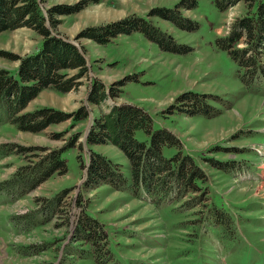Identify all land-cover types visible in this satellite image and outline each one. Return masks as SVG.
Masks as SVG:
<instances>
[{"label": "rangeland", "instance_id": "rangeland-1", "mask_svg": "<svg viewBox=\"0 0 264 264\" xmlns=\"http://www.w3.org/2000/svg\"><path fill=\"white\" fill-rule=\"evenodd\" d=\"M82 1L43 0L41 4L47 12L54 4ZM180 1L89 0L81 11L59 17L61 22L53 32L84 50L88 72L70 92L44 89L23 112L43 106L71 112L85 105L89 116L76 125L69 119L35 133L18 129L0 110V264H264V75L247 82L236 61L219 44L236 18L248 12V6L240 1L221 10L215 0H197L194 8L178 7L182 15L193 20V29L152 15L155 7L174 8ZM136 15L149 18L191 50L163 51L139 31L121 34L105 44L78 37L86 27ZM42 42L43 37L28 27L1 32L0 51L4 54L0 68L17 75L20 59L9 54L25 56L39 50ZM237 46H245L244 41ZM261 59L264 62V55ZM76 72L71 71V75ZM128 75L134 78L120 87ZM95 79L102 80L108 90L117 89V96H109L99 105L90 102L88 94ZM186 92L202 94L199 99L206 106L201 109L190 99H179ZM123 103L144 108L154 129L166 128L180 138L183 151L206 172L202 191L189 192L175 203L156 205L143 190L137 194L132 191L131 164L119 147L87 144L86 133L95 119L113 104ZM57 132L61 136L55 138ZM77 132L76 145L63 151L67 173H55L20 199L14 189L12 195L5 188L3 182L18 167L65 146ZM135 135L150 142L143 129ZM8 145L15 151L7 152ZM89 148L121 166L127 189L116 190L109 184L84 187L87 168L82 164L88 163ZM178 151L176 146L163 148L166 157ZM208 158L218 160L216 164L226 163L228 168H219ZM67 188L64 208L68 220L52 215L49 222L42 221L36 210L38 199ZM203 193V201L185 207ZM221 210L231 217L227 226L215 220V212ZM84 211L104 224L108 235L110 253L100 261L88 254L89 244L74 236ZM26 212H34L41 225H27L24 230L15 215ZM31 243L44 246L38 254H30L22 244Z\"/></svg>", "mask_w": 264, "mask_h": 264}, {"label": "trees", "instance_id": "trees-1", "mask_svg": "<svg viewBox=\"0 0 264 264\" xmlns=\"http://www.w3.org/2000/svg\"><path fill=\"white\" fill-rule=\"evenodd\" d=\"M42 1L0 0V33L5 30L28 27L43 37L39 50L21 57L9 54V57L14 60L20 59L17 75L11 70L0 68V110L18 129L35 133L69 119L72 120L73 125H76L89 116L85 105L71 112L51 106L23 112L44 89L49 88L61 93L70 92L77 88L78 79L86 76L88 72L84 50L60 34L54 33L53 28L61 22L59 18L61 15L81 11L89 0L71 5L54 4L47 9V12L42 7ZM240 1L247 3L248 12L236 18L230 32L219 38V44L236 61L243 71L244 79L251 82L260 74L264 75V62L261 59L264 55V0H215V3L221 10H227ZM196 5L197 0H181L174 8L155 7L152 15L171 20L179 27L193 29L196 27L193 20L182 15L178 7L194 8ZM134 31L142 32L149 40L157 43L163 51L186 53L191 50L142 15L130 16L99 27H86L78 34V37L92 38L100 44H105L114 37L131 34ZM241 41H244L245 46L238 47L237 44ZM3 54L4 52L0 51V56ZM73 70L77 72L71 75ZM133 78L132 75L126 76L119 86H123L127 80ZM116 92L117 89L114 87L108 90L102 80L95 79L92 81L88 100L99 105L109 96H117ZM201 95L186 92L179 99H190L194 107L197 104L202 109V105L206 106V104L199 99ZM195 109L197 108H194V111ZM138 129L148 133L150 142L136 138L135 133ZM60 136V132L54 134L55 138ZM79 137L77 132L65 146L51 149L39 160L18 167L12 177L3 182L7 185L5 188L11 194L14 189L13 192L15 191L14 193L19 196L17 199H20L55 173H67L68 165L63 151L68 147H74ZM86 141L88 145L111 143L119 147L127 155L131 164L132 191L137 194L143 190L156 205L175 203L189 192L202 191V183L207 179L205 170L195 158L183 151L180 138L166 128L154 129L151 115L144 108L134 104L123 103L110 106L107 112L92 123ZM166 145L176 146L179 149L178 153L166 157L163 154V148ZM9 151L15 150L8 145L7 152ZM88 154L87 165L82 164L87 168L84 187L93 189L102 184H109L116 190L128 188L127 178L118 163L91 148ZM208 159L219 168H228L226 163L216 164L218 160ZM68 193L67 188L54 196L38 199L36 210L43 216L42 221L49 222L52 215L62 217L64 222L68 220L67 211L64 208V199ZM204 195L203 193L194 196L185 207L189 209L200 203L204 200ZM15 218L18 223H22L20 226L24 227V230L28 228L27 225L32 227L41 225L34 212L18 213ZM229 219L231 217L228 216V212L223 210L215 212V220L219 224L227 226L226 222ZM74 236L82 243L90 245L88 254L95 256L98 261L101 256L110 253L104 224L87 211L80 215ZM41 246L44 244H22V247L31 250L30 254H38L37 251Z\"/></svg>", "mask_w": 264, "mask_h": 264}]
</instances>
